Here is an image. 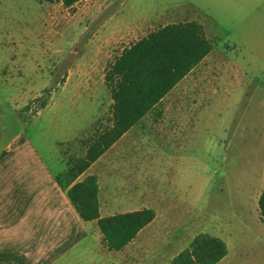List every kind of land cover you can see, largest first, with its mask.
Masks as SVG:
<instances>
[{"label": "rangeland", "instance_id": "374dc122", "mask_svg": "<svg viewBox=\"0 0 264 264\" xmlns=\"http://www.w3.org/2000/svg\"><path fill=\"white\" fill-rule=\"evenodd\" d=\"M193 21L213 53L164 98L161 118H143L106 151L103 213L156 212L132 264H172L202 234L226 242L223 264H264V0H0V151L27 138L58 174L61 155L65 174L113 127L110 66L152 33ZM114 181L131 206L105 207ZM91 230L76 264L127 263Z\"/></svg>", "mask_w": 264, "mask_h": 264}, {"label": "trees", "instance_id": "16d2710c", "mask_svg": "<svg viewBox=\"0 0 264 264\" xmlns=\"http://www.w3.org/2000/svg\"><path fill=\"white\" fill-rule=\"evenodd\" d=\"M52 3L55 0H36ZM71 8L84 0H58ZM214 44L202 25L193 22L168 25L125 49L110 66L106 81L111 87L113 127L103 133L87 156L75 163L58 180L70 187L68 198L85 223L97 222L102 242L110 251L119 252L133 243L156 219V212L143 209L101 217L100 186L91 176L73 184L130 129L147 116L161 118L163 100L213 52ZM46 103L42 104L45 109ZM264 222V189L259 199ZM225 241L208 234L199 235L172 264H219L228 256Z\"/></svg>", "mask_w": 264, "mask_h": 264}, {"label": "crops", "instance_id": "0c3cea01", "mask_svg": "<svg viewBox=\"0 0 264 264\" xmlns=\"http://www.w3.org/2000/svg\"><path fill=\"white\" fill-rule=\"evenodd\" d=\"M132 129L110 149L121 143ZM77 137L78 134L68 142L76 140ZM104 155L73 183L83 182L91 176L98 178L102 218L117 215L103 213L104 190L100 170L107 168L105 165L107 162H102ZM63 159L60 155L58 162L62 169L58 174L53 171L44 155L38 152L34 143L21 137L7 144L5 149L0 151V264L81 262L86 253L84 250H87L85 243L93 235L91 226L97 242L103 246L101 248L109 253L108 255L112 256L116 263L119 258H124L126 264H132L133 259L129 258L133 256V252L130 249L137 243L139 236L122 251L115 252L106 248L97 222L85 223L80 218L68 198L70 187L61 185L58 180L64 175ZM110 188L109 196L105 201L106 208H115V203L118 201L123 202L121 206H131L129 201L124 202V199L119 198L116 181L110 184ZM262 193L263 190L260 191L257 199L258 217H260L259 199ZM75 256L77 258L74 260ZM224 260L219 264H223ZM92 264L96 263L92 262Z\"/></svg>", "mask_w": 264, "mask_h": 264}]
</instances>
